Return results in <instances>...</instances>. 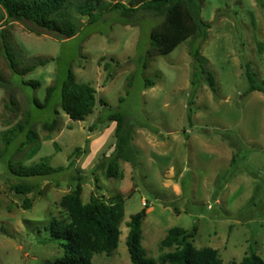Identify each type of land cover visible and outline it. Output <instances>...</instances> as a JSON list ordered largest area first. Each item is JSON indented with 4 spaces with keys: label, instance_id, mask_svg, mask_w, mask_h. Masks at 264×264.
Returning a JSON list of instances; mask_svg holds the SVG:
<instances>
[{
    "label": "rangeland",
    "instance_id": "obj_1",
    "mask_svg": "<svg viewBox=\"0 0 264 264\" xmlns=\"http://www.w3.org/2000/svg\"><path fill=\"white\" fill-rule=\"evenodd\" d=\"M261 1L263 6L257 0H202L201 17L211 26L200 52L214 75L215 91L203 81L192 90L190 39L166 54L151 55L150 31L161 18L149 12L133 13V24L127 25L119 11L91 23L76 15L81 28L69 39L32 32L28 21L0 24V74L8 81L0 86V131L28 111L40 142L27 158L30 147L21 134L0 157V264H50L62 254L61 240L45 225L63 218L59 201L77 177L82 202L91 194L105 200L125 194L117 247L94 254L93 264H134L125 242L127 221L144 206L141 243L148 257L161 253L160 241L170 227L195 225L193 245L216 249L221 264L239 263L252 251L264 260V94L246 93L245 73L249 66L257 79L264 77ZM5 46L20 65L37 57L54 59L20 76L10 71ZM68 68L96 90L95 107L83 121L70 119L57 105ZM146 78L154 84L144 87ZM28 80L39 86L24 84ZM56 81L51 102L35 106L32 99L43 101L46 87ZM114 112L123 114L124 127L133 130L135 156L134 165L120 161L122 177L117 178L106 177L100 165L115 142V122L107 119ZM52 117L58 125L48 132L42 123ZM75 148L79 152L72 155ZM70 155L74 164L66 167ZM42 156L66 168L48 179L24 180L35 190L15 193L11 185L17 180L7 162L30 164ZM25 196L32 199L27 209L21 207Z\"/></svg>",
    "mask_w": 264,
    "mask_h": 264
},
{
    "label": "trees",
    "instance_id": "obj_2",
    "mask_svg": "<svg viewBox=\"0 0 264 264\" xmlns=\"http://www.w3.org/2000/svg\"><path fill=\"white\" fill-rule=\"evenodd\" d=\"M263 6L261 0H257ZM202 0H129L128 4L117 0H0V24L9 21H28L35 28L31 31L36 33H50L58 39H69L74 37L81 23L76 18L84 16L87 23L94 22L103 13L119 11L124 18L122 23L133 24L132 14L142 10L151 13L161 21L151 29L150 41L153 47L152 54H166L173 50L178 44L191 40L189 53L193 60V71L191 77L192 90L205 82L212 91H215V78L207 67V59L201 54L200 49L208 37L211 26L209 21L201 17ZM5 59L10 71L14 74L24 76L32 72L38 66H44L54 58H32L29 62L20 65L7 46L4 47ZM104 59L103 56L100 57ZM107 68L108 64L105 63ZM246 76L249 86L246 93L259 91L264 94V77L257 79L255 73L249 66L246 68ZM8 81L0 74V86H5ZM33 88L39 86L36 80L25 81ZM154 81L145 79V86L153 85ZM57 88V81L45 89L43 101L33 98L32 102L39 108L47 106ZM95 88L88 82H79L71 68H68L60 83L58 98L59 107L72 120L83 121L92 113L95 104ZM102 101V100H101ZM11 103H14L11 100ZM57 114V110H54ZM107 119L115 122V142L112 151L100 162L106 177H122L119 168L120 161L135 164V156H132L131 140L132 129L124 127V116L114 112L107 115ZM190 119V116L188 117ZM58 125V119L52 117L42 123V128L48 132L53 131ZM93 129V128H91ZM24 135L23 144L29 145L26 157L31 158L40 148L37 134L33 130V120L28 111L14 124L0 131V142L2 150L0 157L7 146L19 135ZM22 144V145H23ZM58 150V147L55 146ZM79 152L75 148L72 155ZM70 155L66 167L74 164ZM232 156L231 161L234 162ZM7 170L16 177L17 182L11 185L15 193L26 195L35 190L34 183L24 180L30 178L48 179L50 176L62 171L66 167L52 166L50 156H42L38 161L24 164L10 162L6 164ZM80 177L73 189L65 193L59 204L64 210L63 218H52L46 225L50 236L59 239L63 252L53 259L50 264H93L92 257L97 253L110 254L116 247L120 234L119 224L123 219V206L125 194L118 192L107 200L91 194L87 202H82V185ZM32 199L25 196L21 207L27 209L31 206ZM144 206L132 214L127 221L128 232L126 235V246L129 258L134 264H221L218 251L211 247L197 248L192 243L197 227L191 229L182 227H170L165 237L160 241L161 253L156 257H148L142 246L141 224L146 216ZM173 249L162 251L163 248ZM226 264H264V260L255 252L242 257L239 263L230 261Z\"/></svg>",
    "mask_w": 264,
    "mask_h": 264
}]
</instances>
